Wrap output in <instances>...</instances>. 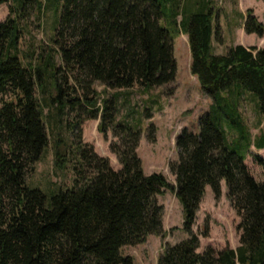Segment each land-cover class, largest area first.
Masks as SVG:
<instances>
[{"label":"trees","instance_id":"trees-1","mask_svg":"<svg viewBox=\"0 0 264 264\" xmlns=\"http://www.w3.org/2000/svg\"><path fill=\"white\" fill-rule=\"evenodd\" d=\"M4 3L9 16L0 22V264H135L132 255L121 253L124 246L165 235L164 206L157 197L172 184L162 172H144L138 154L141 116L117 120V100L134 86L147 90L176 81L174 45L180 33L188 36L191 73L212 103L199 118L198 134L184 127L177 135L178 160L169 166L188 237L165 245L158 264H264V181L246 163L252 145L264 149V134L252 137L241 110L249 93L264 113V48L237 44L215 53L213 39L221 38L212 0H0ZM52 3L57 18L47 48L39 52L29 44L24 50L31 6L40 18ZM243 27L264 35V23L252 10ZM94 82L116 93L97 104ZM97 118L99 130L111 129L116 138L110 150L119 169L92 145L81 140L69 145L64 135L65 127L73 132L83 119ZM156 132L150 123L147 139L155 142ZM51 135L55 164L70 163L74 177L71 185L48 194L29 185L27 174ZM223 181L240 217L239 245L199 252V235L209 236L210 226L193 230L197 212L208 186L221 198Z\"/></svg>","mask_w":264,"mask_h":264},{"label":"rangeland","instance_id":"rangeland-1","mask_svg":"<svg viewBox=\"0 0 264 264\" xmlns=\"http://www.w3.org/2000/svg\"><path fill=\"white\" fill-rule=\"evenodd\" d=\"M212 1L216 15L214 22L218 26V36L221 38L214 37L213 39L215 53H227L229 48L236 44H243L247 47L256 45L264 48V35H250L246 33L243 27L244 19L249 10H252L253 14L264 23L263 0ZM53 6V3L49 4L40 18L37 9L34 10L33 5L31 6L30 25L21 42V47L24 50L28 48L29 44L36 47L39 52L43 48H47L56 26L57 13L52 9ZM8 16V3L0 4V22L5 21ZM174 25L173 21H169V29H174ZM174 54L178 61L175 82L147 90L140 86H134L132 89L121 91L117 100V120H127V118L131 120L132 117L136 120L137 116H141L138 128L142 131V136L138 154L142 159L144 172L146 174L162 172L172 184V187L166 188L164 193L157 197L159 203L164 206L165 235H149L144 243L136 246H124L121 249L123 255L129 254L134 257L135 264H158V259L163 253L165 245H174L188 237L187 232L183 229V207L173 188L176 185V177L171 172L169 165L178 160L177 135L184 127H188L196 134L200 132L199 118L209 109L212 98L202 91L199 80L191 73L192 56L186 34L180 33L176 36ZM73 82L71 81L70 84ZM93 86L98 92L97 104H102L105 98H112L113 94L116 93V90L106 88L100 82H94ZM169 89L173 93L169 94ZM243 98L241 110L252 137H258L264 134V113L257 109L256 103L249 93L244 94ZM149 111L151 117L146 116V112ZM45 112L48 113V109H45ZM75 115L76 112L74 111L66 117L65 121ZM99 122L100 118L83 119V122L73 132L69 127H65L64 135L69 140V145L72 142L75 144L78 140L92 145L98 154L109 157L112 166L119 169L121 165L118 158L110 150V144L116 138L111 129L101 132L98 128ZM150 123H154L157 129L155 142L147 139V127ZM51 127L52 125L50 126L48 123L49 131H51ZM246 163L251 174L258 181H264V149H258L252 145ZM73 177L74 173L70 163L67 168H61L55 164L54 138L51 135L50 144L45 149L41 160L27 174L29 185L39 187L49 194L52 189L71 185ZM223 188L227 191L225 182L222 184V196L218 200L214 193L211 197L206 194L197 212L193 230L199 233L202 231L204 223H209L210 226L209 236L199 235V252H203L209 246L221 250L226 246L239 245L240 230L238 224L240 217L231 206L227 192L224 194Z\"/></svg>","mask_w":264,"mask_h":264},{"label":"crops","instance_id":"crops-1","mask_svg":"<svg viewBox=\"0 0 264 264\" xmlns=\"http://www.w3.org/2000/svg\"><path fill=\"white\" fill-rule=\"evenodd\" d=\"M253 34H255V33H252V34H250V35H253ZM236 45H237V44H236ZM207 111H208V110H207ZM207 111H206V112H207ZM223 183H224V181L222 182V184H223ZM208 187H209V186H208ZM208 187H207V189H206V194L209 195V196L211 197L212 194H213V191H212V189L209 187V188L211 189V192H210V189H209ZM223 192H224V194H226L227 191H225L224 188H223ZM231 247L236 248L237 246H231Z\"/></svg>","mask_w":264,"mask_h":264}]
</instances>
